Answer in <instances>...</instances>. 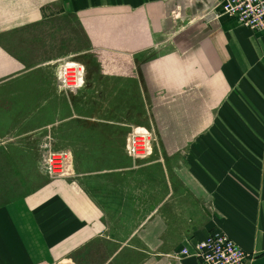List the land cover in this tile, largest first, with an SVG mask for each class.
<instances>
[{"label": "crops", "instance_id": "0c3cea01", "mask_svg": "<svg viewBox=\"0 0 264 264\" xmlns=\"http://www.w3.org/2000/svg\"><path fill=\"white\" fill-rule=\"evenodd\" d=\"M187 26L195 42L173 32ZM163 33L171 50L142 65L154 97L153 156L100 167L91 181L83 173L43 180L40 143L53 121L58 66L86 65L80 57L104 42L142 55ZM7 137L26 143L5 145ZM115 171H123L118 185L105 178ZM116 195L143 203L139 249L155 257L141 264H201L176 254L214 231L235 240L248 264H264V29L243 26L220 0H0V264H131L126 241H107L91 260L80 253L110 231Z\"/></svg>", "mask_w": 264, "mask_h": 264}, {"label": "rangeland", "instance_id": "374dc122", "mask_svg": "<svg viewBox=\"0 0 264 264\" xmlns=\"http://www.w3.org/2000/svg\"><path fill=\"white\" fill-rule=\"evenodd\" d=\"M179 21L181 22L179 27H182L184 22L183 20ZM174 26L178 28L177 25ZM177 31L180 35L186 34V32L190 33L192 37L189 41L195 42V27L187 26L185 30L183 28L182 30L175 29L173 30L174 34H177ZM171 36V34L163 33V35L158 36V40L155 43L153 42L152 45V41L149 42L142 55L133 56L132 58L128 56V51L123 47L124 43H121V45L115 42L101 43L99 44V52L93 53V56L90 53L80 57L86 64L84 65V83L81 87L66 91L61 85H50L53 121L47 132H45L44 141L42 139L41 142H43L40 143H44V152L41 155L42 162L48 150L66 152L69 166L65 171L66 176L52 174L43 167L42 171L45 174H41L44 176L43 180L47 181L68 176L75 177V174L83 173L84 177L91 181L98 176L100 170L98 168L100 167H108L110 164H115V162L117 164H128L133 161H146V159H134L127 153V137L133 128L151 130L149 125L155 120L152 118L154 117V97L148 87L147 76L142 65L144 62L151 60L156 54L170 51L172 46ZM183 44L187 45L189 42L185 41ZM34 93L36 97L42 95L43 91L37 89ZM62 99H68L69 106H59L60 100L65 102ZM66 115H74L72 119L74 121L70 120L71 122L69 121L61 126L60 120L64 119ZM92 117L98 118L100 121L91 122ZM66 126L69 128L67 138L65 136ZM154 133H156V130ZM1 142L5 145L10 143L15 146H23V143H26L24 138L16 137L2 138ZM75 143L82 144V147L93 144L94 147L89 148L91 149L90 153L84 148H81L79 153H74L72 149L65 148L67 145L70 146V144ZM154 145L155 141L153 140V149ZM101 147H104L107 152L100 151L99 149H103ZM155 158L156 154L152 159ZM118 167H123V164ZM22 172L21 170L20 173L24 176ZM92 174H95L94 178H92L94 176ZM105 175V178H108L113 185L116 183L118 185L119 180L123 179V171H115L109 176H107V172ZM26 179L22 177L23 182ZM28 179H31V177ZM136 186L138 185L133 184V187ZM32 188L27 184L26 190ZM140 189L142 190L143 186L139 182L137 190ZM110 199L109 212H107L112 216L109 218L110 231H107L105 238L85 246L83 252H80L83 253V258L91 260L96 249H101L100 256H104L102 255V249L107 250L104 246L107 241H114L116 246H121L122 242L125 241L128 244L131 243L132 248L124 251L126 259L128 255L131 258V264H141L143 263L141 260L155 257L154 254L151 255V250L139 249L141 240L138 234L140 227L147 220L146 217L140 216L143 203L139 199L128 200L127 196L124 199L120 198L119 195L111 196ZM143 206L146 207V205ZM113 214H115V217ZM118 253L122 252L117 251V257L120 255ZM71 260L74 261L75 259Z\"/></svg>", "mask_w": 264, "mask_h": 264}, {"label": "built area", "instance_id": "2783aa9c", "mask_svg": "<svg viewBox=\"0 0 264 264\" xmlns=\"http://www.w3.org/2000/svg\"><path fill=\"white\" fill-rule=\"evenodd\" d=\"M224 13L237 17L239 22L250 29H264V0H220ZM85 67L76 61H65L58 66L59 85L72 91L84 83ZM153 134L149 129L133 128L127 137L126 150L134 159H148L153 154ZM66 152L48 150L43 166L52 174L66 176L68 168ZM193 249L184 246L178 256H196L201 264H248L246 251L229 235L214 231L205 239L194 244ZM53 264H74L69 260Z\"/></svg>", "mask_w": 264, "mask_h": 264}]
</instances>
